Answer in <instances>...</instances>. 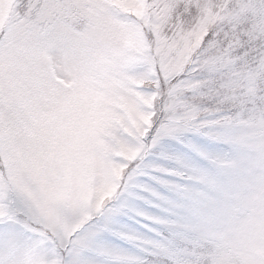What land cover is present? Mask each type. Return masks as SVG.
Here are the masks:
<instances>
[{
	"label": "snow or ice",
	"instance_id": "obj_1",
	"mask_svg": "<svg viewBox=\"0 0 264 264\" xmlns=\"http://www.w3.org/2000/svg\"><path fill=\"white\" fill-rule=\"evenodd\" d=\"M0 264H264V0H0Z\"/></svg>",
	"mask_w": 264,
	"mask_h": 264
}]
</instances>
